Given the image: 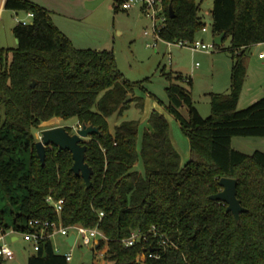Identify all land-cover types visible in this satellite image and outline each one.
I'll use <instances>...</instances> for the list:
<instances>
[{
  "label": "trees",
  "instance_id": "1",
  "mask_svg": "<svg viewBox=\"0 0 264 264\" xmlns=\"http://www.w3.org/2000/svg\"><path fill=\"white\" fill-rule=\"evenodd\" d=\"M162 1L167 21L160 36L194 40L206 25L197 0ZM4 7L32 11L34 18L14 27L16 47L0 48V190L11 204H19L12 224L0 207V226L29 231V220L36 218L98 227L108 237L98 248L108 245L112 264H264V151L247 154L232 146L235 136L264 137V96L237 108L246 79L245 51L264 43V0L213 2L212 30L215 37L225 33L223 41L230 37L233 64L229 91L209 94L208 117L194 104L191 78L164 71L170 81L166 110L190 142L185 163L164 114L151 113L140 146L137 121L123 120L110 129L109 117L123 114L131 102H125L127 95L138 84L124 76L112 49L77 48L50 11L29 0H5ZM114 9L119 10L115 0ZM70 118L100 128L83 142L93 168L90 187L72 170L69 150L47 146L44 164L36 150L41 126ZM222 177L238 180L237 196L247 208L239 221L225 202L209 198L221 190ZM17 189L23 193L15 194ZM50 195L63 199L60 213L47 201ZM152 226L173 245L140 263L136 257L144 246H126L124 239ZM46 241L27 264H69L66 254L57 252L50 238Z\"/></svg>",
  "mask_w": 264,
  "mask_h": 264
},
{
  "label": "rangeland",
  "instance_id": "2",
  "mask_svg": "<svg viewBox=\"0 0 264 264\" xmlns=\"http://www.w3.org/2000/svg\"><path fill=\"white\" fill-rule=\"evenodd\" d=\"M103 1V0H102ZM200 4V15L206 23L207 31L200 30L196 34L197 40H203L213 47L209 51L192 50L188 47L181 48L182 55L170 56V49L164 40H159L156 47H149L147 43L152 40L144 34L145 28L151 27V20L147 16H141L136 7L132 10H115L109 5L114 0H105L100 8V15L104 20V31L106 43L95 42L88 39V45L84 48H106L113 49L119 69L131 82L138 83L134 86L129 107L122 114L123 120H135L140 126L139 146L142 133L148 128L149 117L152 112H162L169 119L171 124V136L178 149L181 151L182 162L190 158V142L183 132L178 120L166 110L169 98L167 87L170 84L165 72H181L185 78L192 79L190 86L184 81L180 82L191 89L195 106L203 117L211 114L210 93H227L230 88L233 57L229 50L231 46L230 37L225 39L218 47L214 43L215 34L212 30V15L214 0H197ZM28 11H15L5 9L0 21V48H14L17 46V39L13 28L19 24V20L28 17ZM103 31V32H104ZM105 44V45H102ZM254 46L245 51L243 60L246 67V79L237 101V108H244L264 96V59H260L258 53L264 51V43L255 50ZM197 63H199L197 65ZM165 71V72H164ZM161 100L164 102L162 103ZM188 115L187 109L183 110ZM109 117L110 129L114 130L116 116ZM56 126L71 127V133L78 129V122L75 118L55 119L41 126L37 132V141L40 140L42 130ZM233 148L247 154L256 150L264 151V137L235 136L232 140ZM22 155V154H21ZM15 157H21L15 153ZM23 157V156H22ZM28 161L29 154H25ZM143 170L141 163L137 165ZM15 194L21 195L22 189H17ZM0 207L5 209V220L12 224L15 214L19 211V204H11L9 198L0 190ZM18 240L13 241L12 236L7 237L12 250L15 253L13 259L6 260L4 264H27V259L34 253L31 242L26 241L22 235L17 234ZM54 245L63 253L72 252L73 258L69 264H94V253L92 246H86L77 242L74 247L65 243L64 235L58 234L53 239ZM106 245L103 246V248ZM107 251L101 255L105 264H112L107 259Z\"/></svg>",
  "mask_w": 264,
  "mask_h": 264
},
{
  "label": "built area",
  "instance_id": "3",
  "mask_svg": "<svg viewBox=\"0 0 264 264\" xmlns=\"http://www.w3.org/2000/svg\"><path fill=\"white\" fill-rule=\"evenodd\" d=\"M119 9L122 10H132L138 8L143 16H147L151 20V27L145 28L144 34L150 36L152 40L147 43L149 47H156L159 40H164L159 31L166 25L167 15L164 12V5L162 0H115ZM28 17L30 19L34 18V12L28 11ZM26 19L19 20L21 25H29ZM202 31H207V26L202 28ZM170 49V56H173V49H181L183 47H188L192 50H205L209 51L213 46L206 44L203 40L194 39L189 40H174L168 41L164 40ZM259 49V48H258ZM259 58H264V51L258 53ZM199 63H197L198 65ZM78 128L82 125L78 124ZM47 201L54 205L58 213L62 210L63 199L54 200L50 195L47 197ZM104 212H100V216H103ZM29 231H18L14 228L5 229L0 226V259L9 260L15 257V253L12 250L7 237L11 234L22 235L26 241H29L33 245L34 253L39 251L41 244L46 241V239H51L56 233H61L64 236L70 235L71 231L75 230L77 237L74 245L80 242L82 245L95 247L96 241L104 239L108 240V237L99 230L98 227H85L83 225H70L63 226L58 224L56 221L42 220V219H31L28 223ZM53 227V231L48 229ZM126 246H133L137 243H141L144 246V250L138 253L136 259L138 262L143 263L148 258H158L161 255V251L165 250L168 246L173 245L172 241L163 233L160 232L155 226L147 230L135 229L132 231L131 235L124 239ZM73 245V246H74ZM152 248H156L151 250ZM59 252L58 248H55ZM150 249V250H149ZM149 250V251H148ZM72 253H66V259L68 262L72 260Z\"/></svg>",
  "mask_w": 264,
  "mask_h": 264
},
{
  "label": "water",
  "instance_id": "4",
  "mask_svg": "<svg viewBox=\"0 0 264 264\" xmlns=\"http://www.w3.org/2000/svg\"><path fill=\"white\" fill-rule=\"evenodd\" d=\"M169 15L170 17H175V11L173 5L169 6ZM225 33L218 35L214 38V43L219 45L222 43ZM18 43V39H17ZM178 49H173V54L177 56ZM36 80L32 85L36 84ZM131 94L127 95L125 102L131 101ZM100 128L94 125L82 124L80 128L77 129L75 133H71L67 130L65 126H56L52 128H47L42 130L40 140L36 142V150L42 161V164L45 163L46 159V147L49 145L57 146L59 150H69L72 153L74 160L72 170L76 175L81 176L87 187L91 186V176L93 174V168L86 162V151L87 146L84 144V140L94 133H99ZM238 180L232 177H222L219 180V185L221 190L217 193L211 194L210 199L215 201H223L227 204V211L232 212L235 216L236 221L240 220V214L247 211L241 200L238 198V189H237ZM77 237L75 230L71 231L65 240L69 243L70 246H73ZM43 245H47V241L43 242ZM156 248H152L154 250ZM46 255V253L44 254Z\"/></svg>",
  "mask_w": 264,
  "mask_h": 264
},
{
  "label": "crops",
  "instance_id": "5",
  "mask_svg": "<svg viewBox=\"0 0 264 264\" xmlns=\"http://www.w3.org/2000/svg\"><path fill=\"white\" fill-rule=\"evenodd\" d=\"M33 3H36L46 9H48L51 13V17L54 23L72 40L73 44L77 48H84L85 45H88V39H93L95 42L106 43V33L104 31V20H102L100 15V8L104 5L105 0H29ZM5 0H0V21L1 17L5 12ZM110 8H114L113 5H109ZM141 16L143 14L139 10ZM212 12V9L210 10ZM14 29V28H13ZM104 31V32H103ZM14 33V32H13ZM90 39V40H91ZM261 44H255V50L260 48ZM105 45V44H102ZM94 49V48H92ZM99 50L108 49L105 46H100V48H95ZM113 50V49H112ZM182 55L180 49L177 51V56ZM264 59V58H260ZM192 80V79H191ZM162 101V100H161ZM163 102V101H162ZM164 103V102H163ZM167 105V104H165ZM160 113V112H159ZM118 114V113H115ZM161 114H164L161 112ZM114 115V114H113ZM112 115V116H113ZM165 115V114H164ZM122 114H118L116 116V121L114 127L122 121ZM168 119V118H167ZM169 120V119H168ZM171 125V124H170ZM172 137V136H171ZM173 141V139H172ZM174 145L178 149V146L173 141ZM179 150V149H178ZM180 151V150H179ZM181 153V151H180ZM61 233H56L52 238V242L55 236ZM62 235V234H61ZM12 240L16 241L19 239L17 234H11ZM66 238V236H64ZM65 243L69 245V243L65 240ZM54 245V243H53ZM76 245V244H75ZM100 242L96 241L95 247H91L94 253V264H105V260H101V255L104 254L108 250V245L104 248L99 249ZM55 248H58L54 245ZM74 247V246H72ZM59 250V248H58ZM59 253H63L59 250ZM69 253L65 252L64 254ZM72 253V252H71ZM73 256V255H72ZM6 261V260H5ZM111 264V263H110Z\"/></svg>",
  "mask_w": 264,
  "mask_h": 264
}]
</instances>
